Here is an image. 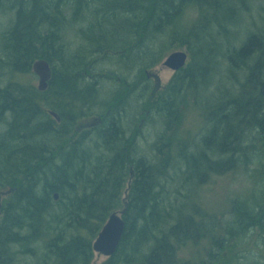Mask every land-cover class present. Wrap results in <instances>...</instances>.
Masks as SVG:
<instances>
[{
  "label": "trees",
  "instance_id": "1",
  "mask_svg": "<svg viewBox=\"0 0 264 264\" xmlns=\"http://www.w3.org/2000/svg\"><path fill=\"white\" fill-rule=\"evenodd\" d=\"M246 1L0 0V11H15L0 43L6 67L28 74L45 59L52 68L44 91L18 81L0 87V190L10 191L0 208V264H92L94 240L121 208L124 235L104 264H184L179 248L208 237L201 264H215L239 245L254 223L249 210L240 207L228 223L169 212L163 177L173 146L153 160L139 156L126 127L133 95H116L132 73L146 74L176 44L188 45L190 64L156 95L143 88L142 100L171 133H180L187 109L201 113L199 143L191 150L178 138L176 145L190 181L240 165L244 149L264 135V33H250L237 48L228 43ZM68 31L85 41L71 50ZM220 68L247 74L225 101L202 95ZM89 117L95 125L73 138L76 123Z\"/></svg>",
  "mask_w": 264,
  "mask_h": 264
},
{
  "label": "rangeland",
  "instance_id": "2",
  "mask_svg": "<svg viewBox=\"0 0 264 264\" xmlns=\"http://www.w3.org/2000/svg\"><path fill=\"white\" fill-rule=\"evenodd\" d=\"M245 6L248 10H240L242 14L239 16V25L230 28L234 33V37L230 39L228 43L230 45L233 44L232 46L236 48L245 41L250 33L260 31L264 33V0H247ZM14 16V9L0 11V43L3 33L12 25ZM193 16H195V14ZM79 26L86 25L81 24ZM66 40H68V47L71 50L85 41L79 32L75 34L74 31H68ZM220 45L223 50L227 49L225 43H220ZM195 46L197 45L193 44V48ZM188 49V45L181 46L176 44L172 52L182 50L189 53ZM5 62L6 59L0 46V87L3 88L8 83L17 81L38 87L39 77L33 70L28 74L17 75L6 67L7 63L5 64ZM188 64H190V56L187 62V65ZM106 67H109V64H107ZM221 68L218 70L217 74L214 73L211 75L209 84L213 82L216 84L212 86V88L208 87L205 91L203 89V96L206 95L209 97L213 92L217 98H221V100L225 101L232 97H236L241 91L240 87L242 83H245L247 76L245 70L231 69L227 72L225 71L226 73L224 74V69ZM147 73L141 75H138L139 73H132L127 84H122V86L118 84L121 88L119 89L117 87L118 96L116 95V97L120 99L121 96L126 95V91H129L130 94L133 95V100L129 102L130 109L128 107L129 112L126 127L130 128L128 137L135 143L139 156L144 155L150 159H154L155 154L159 153V149L161 151L170 152L171 149L169 148L173 146V155L167 166L165 165L167 171L163 177L164 182H166L164 190L171 204V211L169 210V212H172L175 217L179 214L191 215L196 212L205 216V213H207L209 216L214 217L216 222L221 223L222 221L228 223L234 219L240 207L249 210V212L254 215L253 225H250V228L245 234L246 236L243 234L244 232L241 231V234H243L242 237H245L242 238L239 245H234L231 249L228 248L223 255L218 257L217 261L215 260V264H236L239 257H246V259H244L246 260L245 264H264V135L257 136L255 143L251 145L252 147L250 146L244 149L246 154L240 165L222 174L210 173L206 175H197L196 178L190 181L192 171H186L183 163H180L182 161L177 156L176 145L178 146V143H180L177 139L187 138L186 141L190 143L189 149L193 150L194 148L191 147L199 143L201 136L205 132V128H203L205 123L202 120V115L197 110L192 108L187 109L183 116L180 133L177 134L175 131L173 133L166 131L165 124L161 117L156 114H152V116L149 115V109L144 102L145 97L144 100H142V94L143 88L149 86L150 96L149 94L148 96L151 97L153 93L156 95L169 84L175 72L164 66L161 62L156 67L150 69V76H148ZM221 76L224 77L225 80L220 84L219 77ZM231 76L235 77L232 78ZM139 85L141 86L137 88ZM95 123V117L84 118L78 121L76 123L78 127L74 133L75 135L73 134V138L77 137L80 131L82 132V130L94 126ZM2 127L6 128V123L0 124V129H2ZM68 139L69 138H67V140ZM181 142L183 143V141ZM243 152L241 153L243 154ZM238 156L239 155H237V157ZM199 169H202V165ZM200 180L205 181L202 183ZM8 191L9 189L0 190V202L6 197L7 194L5 193ZM126 194L123 196L126 197ZM255 200L257 203H255ZM122 210L121 208L118 212ZM208 239L179 248L181 263L201 264L210 254L209 250L211 249V243ZM215 255L216 254H214V256ZM108 258L109 257L102 254L95 253L92 264H104Z\"/></svg>",
  "mask_w": 264,
  "mask_h": 264
},
{
  "label": "water",
  "instance_id": "3",
  "mask_svg": "<svg viewBox=\"0 0 264 264\" xmlns=\"http://www.w3.org/2000/svg\"><path fill=\"white\" fill-rule=\"evenodd\" d=\"M189 59L188 52L178 50L170 53L165 60L163 65L167 68L177 72L187 65ZM33 71L39 77L38 88L44 91L48 88L49 81L52 77V68L50 63L45 59L37 60L33 63ZM150 76V73H147ZM51 114L59 121L60 117L58 114L51 112ZM8 191L5 194H8ZM4 194V195H5ZM57 199L58 196L56 195ZM1 208V202H0ZM1 214V210H0ZM125 231V220L123 218V211L112 213L97 238L93 242V250L95 253L102 254L106 257H111L115 254Z\"/></svg>",
  "mask_w": 264,
  "mask_h": 264
},
{
  "label": "bare ground",
  "instance_id": "4",
  "mask_svg": "<svg viewBox=\"0 0 264 264\" xmlns=\"http://www.w3.org/2000/svg\"><path fill=\"white\" fill-rule=\"evenodd\" d=\"M260 10H261V9H260ZM261 25H262V24H261ZM261 27H262V26H261ZM226 55H227V54H226ZM215 63H216V62H215ZM218 63H219V62H218ZM213 64H214V63H213ZM218 65H219V64H218ZM233 74H234V73H233ZM236 74H237V73H236ZM234 77H235V76H234ZM237 81H238V80H237ZM231 97H232V96H231ZM252 163H253V162H252ZM172 177H173V176H172ZM165 183H166V182H165ZM192 190H193V189H192ZM193 194H194V193H193ZM56 195L58 196L57 193H56ZM56 195H55V196H56ZM195 195H197V194H195ZM194 197H196V196H194ZM58 198H59V196H58ZM58 198H57V199H58ZM255 201H256V200H255ZM255 203H257V201H256ZM192 205H193V203H192ZM195 205H196V204H195ZM257 205H258V204H257ZM262 205H263V204H262ZM241 206H242V205H241ZM247 206H248V205H247ZM253 207H254V206H253ZM190 209H191V208H190ZM184 210H185V208H184ZM190 211H191V210H190ZM200 211H201V210H200ZM191 212H192V211H191ZM194 212H195V211H194ZM252 212H253V211H252ZM196 213H197V212H196ZM193 214H194V213H193ZM179 215H180V214H179ZM179 215H178V216H179ZM255 217H256V216H255ZM256 221H259V220H256Z\"/></svg>",
  "mask_w": 264,
  "mask_h": 264
},
{
  "label": "flooded vegetation",
  "instance_id": "5",
  "mask_svg": "<svg viewBox=\"0 0 264 264\" xmlns=\"http://www.w3.org/2000/svg\"><path fill=\"white\" fill-rule=\"evenodd\" d=\"M51 80V79H50Z\"/></svg>",
  "mask_w": 264,
  "mask_h": 264
}]
</instances>
